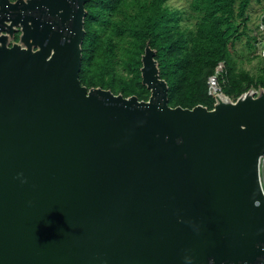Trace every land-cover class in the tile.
I'll return each mask as SVG.
<instances>
[{
  "label": "water",
  "instance_id": "water-1",
  "mask_svg": "<svg viewBox=\"0 0 264 264\" xmlns=\"http://www.w3.org/2000/svg\"><path fill=\"white\" fill-rule=\"evenodd\" d=\"M87 1L0 0V264H264V88L87 89Z\"/></svg>",
  "mask_w": 264,
  "mask_h": 264
},
{
  "label": "trees",
  "instance_id": "trees-1",
  "mask_svg": "<svg viewBox=\"0 0 264 264\" xmlns=\"http://www.w3.org/2000/svg\"><path fill=\"white\" fill-rule=\"evenodd\" d=\"M14 1V0H11ZM166 0H88L84 8L79 80L87 89L101 87L124 97L146 100L141 83V55L155 50L160 78L167 83L168 104L192 108L213 106L207 78L224 62L222 93L235 100L249 88H264V76L236 73L232 56L243 37L251 0H189L181 10ZM264 24V11L260 17ZM241 24V28L239 27Z\"/></svg>",
  "mask_w": 264,
  "mask_h": 264
},
{
  "label": "rangeland",
  "instance_id": "rangeland-1",
  "mask_svg": "<svg viewBox=\"0 0 264 264\" xmlns=\"http://www.w3.org/2000/svg\"><path fill=\"white\" fill-rule=\"evenodd\" d=\"M189 0H166L165 4L169 9L181 10L187 6ZM264 11V0H251L250 5L246 11L245 25L247 27V33L251 36L249 44L246 43L245 37L237 43L235 51L232 52V56L236 61V73L241 71L247 72L253 78L264 76V57L262 58L257 54L256 47L254 45L255 37L257 34V24ZM241 28V24H239ZM19 30L14 32V38L8 39V44L13 41H18ZM18 36V37H17ZM260 180L264 190V165L260 167Z\"/></svg>",
  "mask_w": 264,
  "mask_h": 264
},
{
  "label": "built area",
  "instance_id": "built-area-1",
  "mask_svg": "<svg viewBox=\"0 0 264 264\" xmlns=\"http://www.w3.org/2000/svg\"><path fill=\"white\" fill-rule=\"evenodd\" d=\"M254 45L256 47L257 54H259L263 58L264 57V24L262 23L261 19L257 24V34L255 37ZM223 68H224V62H219L215 72L207 78L208 94H209V90L212 93H222L220 76ZM263 165H264V156L261 157L260 167H262Z\"/></svg>",
  "mask_w": 264,
  "mask_h": 264
},
{
  "label": "bare ground",
  "instance_id": "bare-ground-1",
  "mask_svg": "<svg viewBox=\"0 0 264 264\" xmlns=\"http://www.w3.org/2000/svg\"><path fill=\"white\" fill-rule=\"evenodd\" d=\"M218 98H219V101H220V102H222V101H225V99L223 98V96H222V95H219V97H218Z\"/></svg>",
  "mask_w": 264,
  "mask_h": 264
}]
</instances>
